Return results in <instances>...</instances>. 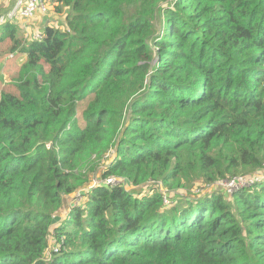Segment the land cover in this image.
<instances>
[{
    "label": "trees",
    "instance_id": "1",
    "mask_svg": "<svg viewBox=\"0 0 264 264\" xmlns=\"http://www.w3.org/2000/svg\"><path fill=\"white\" fill-rule=\"evenodd\" d=\"M54 1L39 40L3 28L0 264H264V0Z\"/></svg>",
    "mask_w": 264,
    "mask_h": 264
},
{
    "label": "rangeland",
    "instance_id": "2",
    "mask_svg": "<svg viewBox=\"0 0 264 264\" xmlns=\"http://www.w3.org/2000/svg\"><path fill=\"white\" fill-rule=\"evenodd\" d=\"M48 2L50 3V7L51 9L48 11L47 14L41 15L43 16V20L41 22V24H38L36 21L29 26L26 29L22 28V24L19 20V18H13L11 20L8 21L7 18V14L9 13L10 9H11V0H0V97L1 94L6 93V92H12L14 87V84H17V77L26 61V55L23 53H20L19 51H15V52H10L8 50L9 47V43L10 40L9 38H7L6 36H4L3 34V28L5 26V24L8 25H13L17 28L18 31V36L19 38L24 41V42H31L30 41V37L32 35L35 34H41L43 33V30L46 26L45 22H47L49 19H52V16L54 15V0H48ZM36 20V18H35ZM60 28L59 26H55ZM105 165H101L98 169V171L96 172V175H94L92 178V180H90V182L88 183V186H90L91 184H93V182L95 180H101L100 179V171H102L104 169ZM128 188V187H127ZM130 189H134V190H138L139 188H130ZM163 191L167 190V189H162ZM169 191V190H167ZM212 191H217L221 194H223L228 201H230V197L232 195H230L228 192H226L225 190H221L216 186H213L212 184L204 187V186H196V187H192L190 188L188 191L185 189H177L176 191H169L172 195L175 196H183L186 194H190V196L195 197V196H201L203 194H207L210 193ZM78 194L74 195V196H67L64 198V203H63V210L67 209L69 206H71L75 200L77 198H75V196H77ZM167 204V203H165ZM60 211L59 215L61 217V220L64 219L65 216V212L64 211Z\"/></svg>",
    "mask_w": 264,
    "mask_h": 264
},
{
    "label": "built area",
    "instance_id": "3",
    "mask_svg": "<svg viewBox=\"0 0 264 264\" xmlns=\"http://www.w3.org/2000/svg\"><path fill=\"white\" fill-rule=\"evenodd\" d=\"M56 2L54 3V5ZM51 9L50 3L48 0H11V9L7 14L8 21L13 18H19L22 28L26 29L31 26L38 16V14L44 15L47 14ZM41 38V34H35L30 37V41H37ZM262 178L260 172H255L251 175H238L226 180H220L213 183V186L218 187L219 189L225 190L230 195L235 191L249 187L255 182ZM106 184H112L114 182L113 178H108L104 181ZM102 183V180H95L93 184ZM163 202L167 203V198L169 196V191L161 190ZM79 194V193H77ZM78 196V195H77Z\"/></svg>",
    "mask_w": 264,
    "mask_h": 264
},
{
    "label": "crops",
    "instance_id": "4",
    "mask_svg": "<svg viewBox=\"0 0 264 264\" xmlns=\"http://www.w3.org/2000/svg\"><path fill=\"white\" fill-rule=\"evenodd\" d=\"M64 16H65L64 13L54 12V15L52 16V19H49L47 22H45V24L46 25L58 26V21H63ZM59 18H60V20H58ZM42 20H43V16L38 14V16L36 17V20H34V22L36 21L38 24H41Z\"/></svg>",
    "mask_w": 264,
    "mask_h": 264
},
{
    "label": "water",
    "instance_id": "5",
    "mask_svg": "<svg viewBox=\"0 0 264 264\" xmlns=\"http://www.w3.org/2000/svg\"><path fill=\"white\" fill-rule=\"evenodd\" d=\"M60 218L59 217H54L53 220H52V224H54L55 222L59 221Z\"/></svg>",
    "mask_w": 264,
    "mask_h": 264
}]
</instances>
